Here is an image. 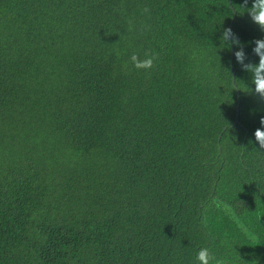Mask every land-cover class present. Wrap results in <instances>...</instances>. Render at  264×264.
<instances>
[{
	"label": "trees",
	"instance_id": "1",
	"mask_svg": "<svg viewBox=\"0 0 264 264\" xmlns=\"http://www.w3.org/2000/svg\"><path fill=\"white\" fill-rule=\"evenodd\" d=\"M243 3L0 0V264H264V100L220 46L259 63Z\"/></svg>",
	"mask_w": 264,
	"mask_h": 264
},
{
	"label": "clouds",
	"instance_id": "2",
	"mask_svg": "<svg viewBox=\"0 0 264 264\" xmlns=\"http://www.w3.org/2000/svg\"><path fill=\"white\" fill-rule=\"evenodd\" d=\"M248 0H244L243 5H237L236 11L243 9L244 13H247L252 21L259 26V28L264 31V0H253L252 6L247 7ZM150 8L144 7L142 13L150 15ZM134 27L133 23L129 21V30ZM150 25H143L141 31L150 30ZM255 47L253 49L254 53L259 57V63L245 62L247 57L244 51V45L240 42L238 36L233 33V30L225 28L220 37V46L236 45L239 50L235 52V57L238 63L241 64L242 69L247 71L252 76V83L255 85L254 93L260 99L264 100V39H257L255 42ZM159 59L158 54L153 52H145L143 58L138 54L133 53L130 57V61L126 62L124 65L125 69H128L129 64L136 70H142L144 72H150L155 67V62ZM234 87L236 85H233ZM261 127L257 128L254 135L256 141L259 143L261 149H264V117L260 119ZM264 191V190H261ZM196 264H226L225 260L217 259L215 252L212 251L210 247H201L197 251L195 257ZM258 264V262H254Z\"/></svg>",
	"mask_w": 264,
	"mask_h": 264
},
{
	"label": "water",
	"instance_id": "3",
	"mask_svg": "<svg viewBox=\"0 0 264 264\" xmlns=\"http://www.w3.org/2000/svg\"><path fill=\"white\" fill-rule=\"evenodd\" d=\"M235 15H236V11H235V9L233 8V14H232L231 22H230L231 25H232V22H233V19H234ZM232 53H233V50H232ZM232 80H233V82H234V76H233ZM237 92H238V91H237ZM238 94H239V92H238ZM239 103H240V98H239V95H238V100H237V113H238Z\"/></svg>",
	"mask_w": 264,
	"mask_h": 264
}]
</instances>
